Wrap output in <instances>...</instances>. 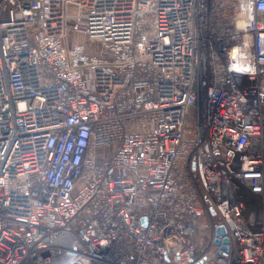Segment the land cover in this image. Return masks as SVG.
<instances>
[{
    "label": "built area",
    "instance_id": "2783aa9c",
    "mask_svg": "<svg viewBox=\"0 0 264 264\" xmlns=\"http://www.w3.org/2000/svg\"><path fill=\"white\" fill-rule=\"evenodd\" d=\"M0 264H264V0H0Z\"/></svg>",
    "mask_w": 264,
    "mask_h": 264
},
{
    "label": "rangeland",
    "instance_id": "374dc122",
    "mask_svg": "<svg viewBox=\"0 0 264 264\" xmlns=\"http://www.w3.org/2000/svg\"><path fill=\"white\" fill-rule=\"evenodd\" d=\"M223 13L230 14L232 13V10L228 7V5L225 3ZM210 234V227L208 225V218L205 217H199L196 220V229L194 234V240L197 241L199 239L206 241L208 236Z\"/></svg>",
    "mask_w": 264,
    "mask_h": 264
},
{
    "label": "water",
    "instance_id": "95a60500",
    "mask_svg": "<svg viewBox=\"0 0 264 264\" xmlns=\"http://www.w3.org/2000/svg\"><path fill=\"white\" fill-rule=\"evenodd\" d=\"M213 244L220 245V251H223V252L228 251V238L226 236V230L222 225L216 227L214 230Z\"/></svg>",
    "mask_w": 264,
    "mask_h": 264
}]
</instances>
